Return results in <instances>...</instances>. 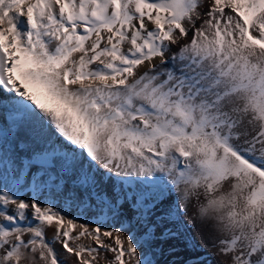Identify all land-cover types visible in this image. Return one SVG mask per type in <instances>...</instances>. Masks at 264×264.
Segmentation results:
<instances>
[{"label": "snow or ice", "instance_id": "obj_1", "mask_svg": "<svg viewBox=\"0 0 264 264\" xmlns=\"http://www.w3.org/2000/svg\"><path fill=\"white\" fill-rule=\"evenodd\" d=\"M0 92L39 146L13 175L34 194L0 186V264H156L152 241L194 251L197 224L218 264H264V0H0ZM85 158L79 186L103 169L136 190L40 199Z\"/></svg>", "mask_w": 264, "mask_h": 264}, {"label": "bare ground", "instance_id": "obj_2", "mask_svg": "<svg viewBox=\"0 0 264 264\" xmlns=\"http://www.w3.org/2000/svg\"><path fill=\"white\" fill-rule=\"evenodd\" d=\"M173 50L175 51V48H173ZM2 96L3 93L0 92V97ZM5 117L6 113H3L2 110H0V186L6 185L8 188L12 189V191L18 192L21 198L27 200L34 194L31 188V172L24 177L21 183H16L13 180V175H19V169L22 166V163L28 162L29 158L33 155L34 150H37L39 146L32 143L26 131L22 130L19 133H16L11 128L10 123L5 119ZM8 140L12 141L13 143L12 149L8 147ZM19 143L23 144V150H19L16 148V145ZM58 159H62V157ZM81 164H83L86 169H90L92 167L87 158H85L83 161L77 160L73 162V165L70 166V169L67 173H60L58 169H53V173L56 176L55 182L50 188H45L44 194L40 196V199L43 200L47 198L55 207H62L64 205V197L68 194V192L66 190H61L59 192L57 191L55 193L52 192L53 190H55V184L61 182H63V187L66 184L69 185L71 187L69 192H75L77 195L83 196L95 192L97 195L107 196L113 201H115V195L113 193L114 184L116 189L119 190L122 197L125 193L136 190L135 183L131 187V185L125 184L124 179L117 180L113 177L109 180H100V176L104 173L103 169H98L95 174L98 181L95 187L89 185L87 188H83L77 183L78 177L80 175ZM31 171L35 172L36 167H33ZM43 179H48L47 175L43 177ZM159 191L160 189L158 188L157 192ZM164 195L167 196V192H164ZM175 199L176 197L175 195H173L164 200L163 203L164 205H167ZM124 206L127 208L126 210L129 216L128 219H131L134 213L129 207L128 202H125ZM11 207L12 206L10 205L9 208L11 209ZM194 211L195 209L189 206V209L185 214L186 218L189 219V221L192 220ZM72 214L76 215L75 212H73ZM86 219L87 218L83 216L80 217L81 222H85ZM112 224H115L116 227L120 226L118 219L115 220L114 223H107L108 226H112ZM89 226L94 227L95 223L90 222ZM172 226L175 227V225ZM189 231L191 232V234H194L195 241L197 240V246L198 244H201L203 246V249L199 250L198 248H196V250L194 251L188 250L185 247L183 235H181L180 237L175 238L177 240L175 244L171 245L170 247L166 246L169 252L163 249L164 251L162 252L161 256H163L164 260L160 259L157 264H174V262L175 264H179V262L185 261L189 257H191L193 260L199 259L206 261L207 264H218V260L222 259V257H220L217 254V250L211 246V238H207L209 235L206 232L202 234L198 224L197 226L191 228ZM45 234L47 238L51 239L53 235V229H46ZM157 234L160 235V229H158ZM81 243L88 244L90 243V241L82 240ZM53 246L56 249L59 259L61 261H65L66 254L62 251L60 245L54 244ZM170 249H172V251H170ZM168 253L170 254L168 255ZM111 255V253H105L101 251L98 264H106L105 258H111Z\"/></svg>", "mask_w": 264, "mask_h": 264}, {"label": "rangeland", "instance_id": "obj_3", "mask_svg": "<svg viewBox=\"0 0 264 264\" xmlns=\"http://www.w3.org/2000/svg\"><path fill=\"white\" fill-rule=\"evenodd\" d=\"M70 186L69 185H64V187H63V189H62V191H67L68 193H69V190H70ZM55 190H53L52 192L53 193H55V192H57V189H56V187L54 188ZM20 195H21V193H20ZM125 204V203H124ZM124 204L122 205V209H120V211H121V213H122V217H129L128 216V214H127V208L124 206ZM184 214V215H183ZM183 214H181V220H183L184 221V223H188V222H190L189 221V219H187L186 218V216H185V214L186 213H183ZM187 219V220H186ZM119 220V219H118ZM186 220V221H185ZM102 223H114V221L113 220H111V219H109L108 221H102ZM171 227H173L172 225H170ZM141 230V232H143V229H140ZM157 233H158V229H157ZM156 233V235L157 236H159L158 234ZM192 235V237H194V239H195V236H194V234H191ZM208 239H210V236H208L207 237ZM176 239L175 238H172V239H168V240H155V241H152L151 242V246L153 247V248H155V249H157V251H156V253L153 255V259L156 261V264L158 263V261L160 260V259H162V260H164L163 259V256H161V254H162V252L165 250V251H167V252H169V250H168V248L166 247V246H171V245H173V244H175L176 243ZM196 242V244H197V240L195 241ZM166 249H165V248ZM197 248L199 249V250H201V249H203V246L200 244H198V246H197ZM164 249V250H163ZM141 251L143 252V251H145V249L142 247L141 248ZM170 253H168V255H169ZM172 264V263H171Z\"/></svg>", "mask_w": 264, "mask_h": 264}, {"label": "water", "instance_id": "obj_4", "mask_svg": "<svg viewBox=\"0 0 264 264\" xmlns=\"http://www.w3.org/2000/svg\"><path fill=\"white\" fill-rule=\"evenodd\" d=\"M8 147L10 148V149H12L13 148V144H12V142L10 141V140H8Z\"/></svg>", "mask_w": 264, "mask_h": 264}]
</instances>
